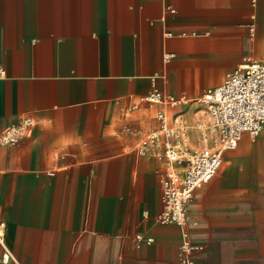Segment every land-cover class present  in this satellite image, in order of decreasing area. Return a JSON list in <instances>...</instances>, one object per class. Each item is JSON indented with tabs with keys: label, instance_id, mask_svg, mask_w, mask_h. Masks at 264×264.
I'll use <instances>...</instances> for the list:
<instances>
[{
	"label": "crops",
	"instance_id": "1",
	"mask_svg": "<svg viewBox=\"0 0 264 264\" xmlns=\"http://www.w3.org/2000/svg\"><path fill=\"white\" fill-rule=\"evenodd\" d=\"M246 56L264 61V0H0V133L33 122L0 144V264H177L168 161L137 145L164 107L199 147V105L144 97L195 98ZM247 135L187 205L194 264H264V122Z\"/></svg>",
	"mask_w": 264,
	"mask_h": 264
},
{
	"label": "built area",
	"instance_id": "2",
	"mask_svg": "<svg viewBox=\"0 0 264 264\" xmlns=\"http://www.w3.org/2000/svg\"><path fill=\"white\" fill-rule=\"evenodd\" d=\"M170 54L164 55L169 58ZM2 70L0 67V74ZM149 103L175 107L188 101L198 103L196 111L204 109L207 122H199L201 148L190 146L187 125L180 113H169L167 108L156 111L157 126L138 143L137 150L143 153L150 148L160 149L159 157L168 161L161 180L162 208L155 216L158 224H173L180 228L177 264H194L193 253L202 245L194 242L186 224L187 205L196 188L212 178L219 170L225 151L234 149L243 133L255 136L264 122V61L251 56L241 62L226 75L222 83L208 89L195 98L184 95L174 97L153 88L145 95ZM33 122L25 118L0 133V144L16 142L19 137L31 131ZM182 167L180 173L175 168ZM137 246L151 242L152 237L136 233ZM0 259L7 262L10 252L5 242V223L0 221Z\"/></svg>",
	"mask_w": 264,
	"mask_h": 264
},
{
	"label": "rangeland",
	"instance_id": "3",
	"mask_svg": "<svg viewBox=\"0 0 264 264\" xmlns=\"http://www.w3.org/2000/svg\"><path fill=\"white\" fill-rule=\"evenodd\" d=\"M196 114H197V117H196V119H194V121H201L202 123H204V126L203 127H205V125H206V122H207V119H208V117H207V114H206V111L204 110V109H202V108H200V110H198L197 112H196ZM199 123V122H198ZM247 137H253V136H249V135H247ZM197 148H201L200 146L199 147H197ZM229 151H231V152H234V157H236V158H243V157H245V154H242L241 152H240V147H235L234 149H232V150H229ZM228 152V151H227ZM264 152V151H263ZM226 153V152H225ZM224 159V158H223ZM223 161V160H222ZM222 165L223 164H221V166H220V168H219V171L221 170V168H222ZM262 171V173L264 174V170H261Z\"/></svg>",
	"mask_w": 264,
	"mask_h": 264
},
{
	"label": "bare ground",
	"instance_id": "4",
	"mask_svg": "<svg viewBox=\"0 0 264 264\" xmlns=\"http://www.w3.org/2000/svg\"><path fill=\"white\" fill-rule=\"evenodd\" d=\"M261 126H262V125H261ZM260 128H261V127H260ZM259 131H260V129H259ZM259 131H258V133H259ZM258 133H257V134H258ZM257 134H256V135H257ZM256 135H255V136H256ZM255 136H253V137H255ZM193 141H194V140H192V144H193L192 147H196V144H197V143H195V141H194V142H193ZM201 145H204V142H203L202 139H201ZM201 145H200V146H201Z\"/></svg>",
	"mask_w": 264,
	"mask_h": 264
}]
</instances>
